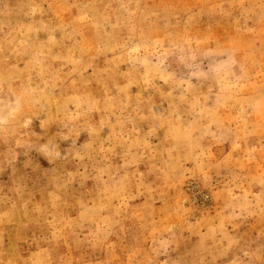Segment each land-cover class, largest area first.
Here are the masks:
<instances>
[{
	"label": "rangeland",
	"instance_id": "obj_1",
	"mask_svg": "<svg viewBox=\"0 0 264 264\" xmlns=\"http://www.w3.org/2000/svg\"><path fill=\"white\" fill-rule=\"evenodd\" d=\"M0 264H264V0H0Z\"/></svg>",
	"mask_w": 264,
	"mask_h": 264
}]
</instances>
